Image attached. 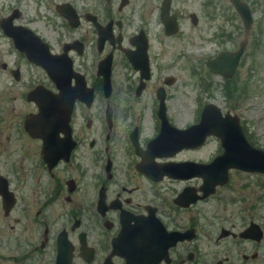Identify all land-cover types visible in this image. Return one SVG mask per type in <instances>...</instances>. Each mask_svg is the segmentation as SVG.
<instances>
[{
	"label": "rangeland",
	"instance_id": "374dc122",
	"mask_svg": "<svg viewBox=\"0 0 264 264\" xmlns=\"http://www.w3.org/2000/svg\"><path fill=\"white\" fill-rule=\"evenodd\" d=\"M62 1L0 0V20L16 9L20 13L19 19L15 21L17 24L28 23L32 29L43 31L45 37L52 41L57 34L56 29L65 32L61 26L62 18L55 12V5ZM67 1L84 13L89 10L87 5L91 0ZM245 1L249 3L253 17L249 29L244 28L230 0H176L172 11L181 10L183 13L178 11L180 32L173 37H167L158 20L161 0H133L130 8L136 6L135 10L141 11L143 21L148 14H151L154 20L149 51L152 78L140 96H135L138 73L121 53H116L109 99L106 101L100 93L91 109L76 106L74 127L84 128L83 133H78V139L79 153L85 157L82 158L85 169H88L91 155H101V158L95 155V164L101 160L105 163L104 156L108 154L117 176L111 184L113 189L125 182L126 173L135 174L133 165L139 159L130 146L129 134L138 127V148L142 151L146 149V143L156 137L159 131L156 90L163 86V81L169 77L173 78V82L165 87L166 112L174 126L184 129L196 124L204 105L212 103L223 112L229 111L238 116L249 141L256 148L264 150V0ZM191 13H196L197 24L192 23ZM82 21V26L73 36H85L87 22L84 19ZM243 41L246 42L245 50L233 78H222L208 69L207 62L210 59L223 51H236ZM86 43L89 42L86 40ZM91 52L90 46L86 44V56L77 61L76 65V70L81 74L84 66L88 69L92 62L98 61ZM10 68L20 69L19 81L14 80L9 72ZM94 70L95 68L90 70L87 77L89 84L94 79L91 76ZM46 79L40 69L27 64L0 29V175L9 179L11 191L16 198L15 207H12L7 215L4 214L0 203V235L8 234L12 237L24 232L21 213L27 210L31 213L39 211L42 201L51 197V188L46 191V196L43 190L47 176L40 162L39 141L27 136L24 130L18 127L26 115L35 111V107L23 96L33 86ZM106 105L113 116V129L107 142L102 134L105 129L102 120ZM87 120H91L89 128L85 126ZM91 138L96 139L98 144L90 149L88 141ZM219 143L217 138L210 137L203 147L182 151L165 160L209 162L223 151ZM96 174H99L97 168L90 170L87 178L81 182L75 204L62 205L61 209L58 207V211H80L82 215L92 212L91 188L94 189L95 184L91 186V178ZM33 177L38 183H32ZM229 181L226 195L237 197L252 192L255 203L264 198V174L231 170ZM125 185L137 186L142 197H153L161 203V198H166L168 190L177 192L182 183L177 180L171 183L168 179L150 184L145 178L138 176ZM155 193L158 197H155ZM218 198L219 195L214 196L206 206L198 205L201 215L194 217H209L214 210L211 206L215 205ZM54 209L57 207H51L52 212H55ZM6 252V246H0V253ZM3 264H6V261Z\"/></svg>",
	"mask_w": 264,
	"mask_h": 264
},
{
	"label": "flooded vegetation",
	"instance_id": "af4514ba",
	"mask_svg": "<svg viewBox=\"0 0 264 264\" xmlns=\"http://www.w3.org/2000/svg\"><path fill=\"white\" fill-rule=\"evenodd\" d=\"M175 1L172 0V4ZM132 2L133 0H91L87 5L89 10L84 13L67 0L55 5V9L63 19L66 16L70 17L69 12L74 8L79 13L81 22L76 28H71L68 22L64 23L65 33L58 35L59 47L54 54L60 56L64 54V48L71 49L68 56L77 65V61L86 56V44L90 46L92 55L97 57L98 61L92 62L88 69L83 67L82 78L85 82L84 88L91 89L90 93L94 98L100 93L103 95L102 78L97 73V68L105 56L112 54L114 58L116 53H121L126 59L123 49L137 50L132 45L135 43L139 46L138 50L145 46L149 54L151 27L154 20L152 15L148 14L143 21L141 11L135 10L136 6L130 8ZM178 11L183 14L181 10ZM178 11L174 12L177 13L180 21ZM85 17H87L85 36H73L82 26ZM69 20L75 22L72 18ZM85 39L89 43H86ZM94 68V72H91L94 79L89 84L87 77ZM16 70L10 68L9 72L14 74ZM41 71L46 75L44 70ZM138 84H140L139 76ZM38 85L53 93L58 91L51 81L45 80L33 86L29 92ZM90 93L88 94L86 90L80 93L79 98L82 102L74 103L73 113L76 106L85 107L84 100ZM26 94L23 97L27 99ZM108 99L105 98L106 101ZM29 104L35 107V111L28 115L36 114L37 106L31 101ZM26 116L18 126L23 130ZM75 119L74 113L71 131L73 130L76 144L70 151L69 160L67 162L60 160L51 171H48L41 156V166L44 167L45 173L49 174L50 182L53 181L55 187L51 195L53 203L42 201L39 211L22 214L24 232L12 237L8 234L0 235V246L7 248L6 254L0 253V264L4 261L6 264H57L58 259L61 264H131L132 261L135 264H150V260L157 255L152 256L142 252L148 250V247L143 245L144 239L141 233L143 222L146 221L144 223L149 225L147 218L153 215L160 220L167 233L178 237V241L169 247L166 259H162L157 264H264V198L260 199L259 203H255L252 192L237 197L226 195L225 190L230 182V172H228L229 179L225 184L217 186L213 194L188 207L176 203V200L184 189H191L197 197L202 195L200 187L203 182L198 177L179 181L182 183L180 189L177 192L168 190L165 194L166 198H161L160 203L156 198L142 197L139 187H128L125 183L135 180L138 176L145 178L150 184L168 179L172 183L175 179L164 176L159 179L160 181H153L137 171L136 164L133 165L135 174L126 173L125 182L119 184L117 189H113L111 184L115 182L117 176L113 161L108 154L104 156L106 160L104 164L102 161L94 164L95 155L101 158L100 154L89 157L88 169L82 164V158L85 157L79 153L78 135L84 132V128L82 126L75 128ZM90 123L91 120H87L85 126L88 128ZM109 129L111 132L113 125ZM110 132L106 140H109ZM63 136L59 135V144H56L60 153L64 152L67 148L65 145H68L63 143ZM97 144L98 141L94 138L88 141L90 149ZM39 146L42 152V140H39ZM96 168L99 174L91 178V186L95 184V188H91L92 212L82 215L80 211H58L62 205L75 204L82 180L87 178L90 170ZM100 194L103 195L101 204ZM216 195H219V198L215 205L211 206L214 208L212 214L204 218L194 217L201 215L197 206L208 205ZM156 196L158 197L157 193ZM50 205L57 207L56 210L54 209L55 212L51 211ZM82 218L89 223L84 222ZM122 224H124V232L123 237L119 239V246L123 247L124 251L120 252L121 256L114 251L113 242L119 237ZM133 226L139 230V234H130L133 232ZM133 247L141 252L132 253Z\"/></svg>",
	"mask_w": 264,
	"mask_h": 264
},
{
	"label": "water",
	"instance_id": "95a60500",
	"mask_svg": "<svg viewBox=\"0 0 264 264\" xmlns=\"http://www.w3.org/2000/svg\"><path fill=\"white\" fill-rule=\"evenodd\" d=\"M234 6L239 12L244 25L249 28L252 22L249 8L247 4L240 0H232ZM170 0H165L161 8V19L165 25L167 34H174L177 32V24L175 17L171 19H164L169 13ZM17 13V14H16ZM18 12L3 19L0 22L5 34L11 37V31L16 29L12 26V20L17 17ZM195 22V21H194ZM20 35L14 37L15 46L25 51L28 47L34 45V38L29 30L17 27ZM244 51V43H242L236 52H223L216 58L208 62L209 69L222 76L223 78H232L237 71V67L240 58ZM128 58L135 69L141 70V80H148L150 77L148 61L146 57L144 60H139L134 57L133 54H128ZM110 67L111 61L107 59L105 65L100 67V74L104 77V90L105 95L110 93ZM63 73V71H62ZM65 79H64V76ZM58 74L54 71L52 74L54 82L61 87V84L68 86L71 72L65 71V74ZM172 78L167 80L166 84L172 83ZM144 87L142 82L138 88V92ZM62 89V88H61ZM31 98V97H30ZM76 95H73L70 99H67L63 93L60 95H51L47 93L46 99L41 100L39 94L31 98L39 107V114L36 116L27 117L25 120L26 130L34 137H48L50 131L41 133L40 127H46L49 122L55 119L56 123H59V119H62L60 124L63 127V131L68 129V121L70 113L73 107V101ZM157 99L159 100V108L157 116L160 119V132L158 136L147 144V150L140 152L136 148L137 154L142 157V162L139 163L138 168L147 174L153 180H159L163 175H169L171 177L188 179L191 177H200L203 180V184L200 187L202 196L197 197L195 192L191 189H185L182 195L176 200V203L189 206L197 202L200 199H204L214 192L217 185H222L227 181V172L229 168H237L244 171L252 172H264V151L252 147L245 139L243 127L240 125L239 119L236 116H231L228 112L223 116L221 110L213 105L207 104L204 106L200 120L197 124L192 125L186 129H177L172 126L166 118V106H165V93L163 89H159L157 92ZM210 135L216 136L220 139L224 148V153L217 157L209 164H197L194 162H183V163H167L161 165H154L153 159L155 157H169L181 151L182 149H193L201 146L206 138ZM69 138V137H68ZM70 140V139H69ZM133 144L136 146V140L133 138ZM150 165V169L147 168V164ZM142 166H146L142 168ZM146 224H142L143 245L148 247V250H142L143 253L150 255L156 254L155 258L150 260V264H157L162 259H166L168 248L177 241L175 235L167 234L162 224L158 219L149 216ZM134 227V226H133ZM148 229V230H147ZM123 231H121L119 237L114 241L113 248L117 253L123 252V249H119V239L123 237ZM138 229H133L131 235H136ZM135 245V244H134ZM132 253L141 252L135 250L134 247L131 249ZM135 264V262H131Z\"/></svg>",
	"mask_w": 264,
	"mask_h": 264
}]
</instances>
